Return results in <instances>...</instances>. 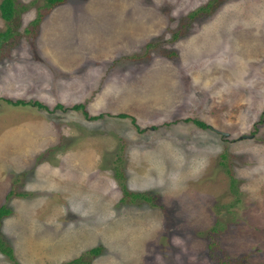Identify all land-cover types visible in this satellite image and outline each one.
I'll list each match as a JSON object with an SVG mask.
<instances>
[{"label":"rangeland","instance_id":"obj_1","mask_svg":"<svg viewBox=\"0 0 264 264\" xmlns=\"http://www.w3.org/2000/svg\"><path fill=\"white\" fill-rule=\"evenodd\" d=\"M15 2L0 233L18 263L264 264V0Z\"/></svg>","mask_w":264,"mask_h":264},{"label":"trees","instance_id":"obj_2","mask_svg":"<svg viewBox=\"0 0 264 264\" xmlns=\"http://www.w3.org/2000/svg\"><path fill=\"white\" fill-rule=\"evenodd\" d=\"M68 0H45V5H44V9H46L47 11H52L53 9H55L57 6L62 5L64 3H66ZM222 0H213L212 3H210L208 5L207 8H203L202 11H206L209 7L213 6V3L215 2H219ZM0 14L3 20H5L9 25L11 24V22L13 21L14 18H16V16L19 15V11L16 7V2L15 0H3L2 3L0 4ZM41 18H43V14H39L38 19L36 20L35 24L39 23ZM12 36V28L11 26H9V28L0 33V49L3 45V42L7 41L9 39V37ZM8 103L14 105V106H29L30 104L23 102V101H18L16 103H13L12 101H7ZM31 106H38L39 108L42 109H46L41 103H31ZM57 109H64L63 106H57ZM75 111H81L85 117H87L90 120H97L103 117V115L101 116H96V117H91L89 116L88 111L86 110L85 105H76L73 108ZM120 118L122 119H127V118H132V121L134 124H136V119L128 114H119L118 115ZM189 122V120H187ZM195 124L203 129H207L208 125L202 121H194ZM116 175L119 178H123V173L118 169L116 170ZM123 191L124 194L126 195H130L132 197V199L136 200L138 198H143L146 200H150L149 198L141 195V194H130L129 191L126 189V186L123 185ZM10 195H12V193H10ZM12 209L3 206L0 207V226L2 225V220L4 218H8L11 216L12 214ZM103 251V247H96L93 248L89 255L92 256H100L102 254ZM0 252L3 253L5 256H7L8 258H10L14 264H19L18 261L15 259V254H14V249L8 245L7 243H5L1 237V233H0ZM64 264H92L91 262L87 261L84 259V257H79L76 258L70 262L64 263Z\"/></svg>","mask_w":264,"mask_h":264},{"label":"water","instance_id":"obj_3","mask_svg":"<svg viewBox=\"0 0 264 264\" xmlns=\"http://www.w3.org/2000/svg\"><path fill=\"white\" fill-rule=\"evenodd\" d=\"M214 129V128H213ZM215 130V129H214ZM216 131H218V130H216ZM219 132V131H218ZM221 133V132H220ZM223 135L225 136V137H227L228 136V134L227 133H223Z\"/></svg>","mask_w":264,"mask_h":264},{"label":"bare ground","instance_id":"obj_4","mask_svg":"<svg viewBox=\"0 0 264 264\" xmlns=\"http://www.w3.org/2000/svg\"><path fill=\"white\" fill-rule=\"evenodd\" d=\"M245 66H246V65H245ZM40 216H41V215H40ZM98 217H99V216H98ZM98 217H97V218H98ZM72 226H73V225H72ZM85 226H86V225H85ZM81 227H82V226H81ZM43 229H44V228H43ZM60 232H61V231H60Z\"/></svg>","mask_w":264,"mask_h":264}]
</instances>
